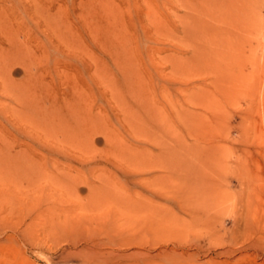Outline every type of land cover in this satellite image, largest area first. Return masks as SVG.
<instances>
[{
	"label": "rangeland",
	"instance_id": "rangeland-1",
	"mask_svg": "<svg viewBox=\"0 0 264 264\" xmlns=\"http://www.w3.org/2000/svg\"><path fill=\"white\" fill-rule=\"evenodd\" d=\"M0 264H264V0H0Z\"/></svg>",
	"mask_w": 264,
	"mask_h": 264
}]
</instances>
